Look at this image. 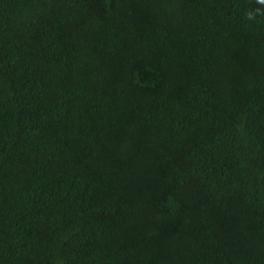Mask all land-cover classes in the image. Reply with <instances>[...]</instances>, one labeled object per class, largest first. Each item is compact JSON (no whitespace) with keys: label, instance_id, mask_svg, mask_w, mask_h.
<instances>
[{"label":"trees","instance_id":"trees-1","mask_svg":"<svg viewBox=\"0 0 264 264\" xmlns=\"http://www.w3.org/2000/svg\"><path fill=\"white\" fill-rule=\"evenodd\" d=\"M0 264H264V2L0 0Z\"/></svg>","mask_w":264,"mask_h":264},{"label":"clouds","instance_id":"clouds-1","mask_svg":"<svg viewBox=\"0 0 264 264\" xmlns=\"http://www.w3.org/2000/svg\"><path fill=\"white\" fill-rule=\"evenodd\" d=\"M258 2H264V0H258ZM248 18H249V19H253L254 17L252 16L251 13H249Z\"/></svg>","mask_w":264,"mask_h":264}]
</instances>
